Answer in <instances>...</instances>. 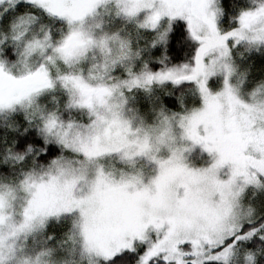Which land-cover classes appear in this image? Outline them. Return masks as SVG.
Masks as SVG:
<instances>
[{
  "label": "snow or ice",
  "instance_id": "obj_1",
  "mask_svg": "<svg viewBox=\"0 0 264 264\" xmlns=\"http://www.w3.org/2000/svg\"><path fill=\"white\" fill-rule=\"evenodd\" d=\"M0 264H264V0H0Z\"/></svg>",
  "mask_w": 264,
  "mask_h": 264
}]
</instances>
